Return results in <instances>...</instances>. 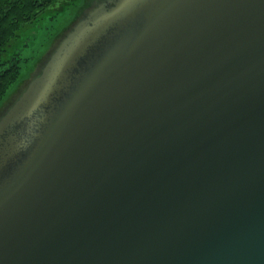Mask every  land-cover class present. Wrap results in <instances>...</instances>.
Returning <instances> with one entry per match:
<instances>
[{"label": "water", "instance_id": "95a60500", "mask_svg": "<svg viewBox=\"0 0 264 264\" xmlns=\"http://www.w3.org/2000/svg\"><path fill=\"white\" fill-rule=\"evenodd\" d=\"M6 96L0 264H264V0H81Z\"/></svg>", "mask_w": 264, "mask_h": 264}, {"label": "rangeland", "instance_id": "374dc122", "mask_svg": "<svg viewBox=\"0 0 264 264\" xmlns=\"http://www.w3.org/2000/svg\"><path fill=\"white\" fill-rule=\"evenodd\" d=\"M74 2L75 5H67L63 10H47L39 20L20 30L14 49L20 53L22 58L20 61L21 76L17 82L11 85L6 97L11 94L21 79L28 77L37 58L48 48L59 30L72 19L81 0H74Z\"/></svg>", "mask_w": 264, "mask_h": 264}, {"label": "trees", "instance_id": "16d2710c", "mask_svg": "<svg viewBox=\"0 0 264 264\" xmlns=\"http://www.w3.org/2000/svg\"><path fill=\"white\" fill-rule=\"evenodd\" d=\"M39 0H0V102L21 74L16 56L5 58L7 44L18 35L21 22L36 8Z\"/></svg>", "mask_w": 264, "mask_h": 264}, {"label": "flooded vegetation", "instance_id": "af4514ba", "mask_svg": "<svg viewBox=\"0 0 264 264\" xmlns=\"http://www.w3.org/2000/svg\"><path fill=\"white\" fill-rule=\"evenodd\" d=\"M74 0H39L37 2L36 8H34L30 13L29 16L25 17L28 19H24L19 28H18V35L14 37L8 44H7V51L5 52V58H11L12 56H16L21 61V56L18 51H15V41L17 37L20 34V30L31 23L36 22L37 20L40 19V17L50 9H58V10H63L67 5H75V2L73 3Z\"/></svg>", "mask_w": 264, "mask_h": 264}]
</instances>
